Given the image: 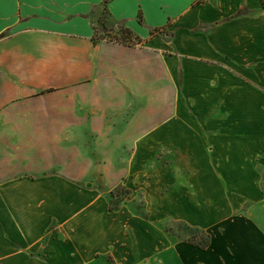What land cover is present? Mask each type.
<instances>
[{"label":"crops","instance_id":"0c3cea01","mask_svg":"<svg viewBox=\"0 0 264 264\" xmlns=\"http://www.w3.org/2000/svg\"><path fill=\"white\" fill-rule=\"evenodd\" d=\"M0 10V264L87 261L99 166L141 164L145 149L185 167L191 184L172 193H235L234 205L215 203L229 215L218 223L191 206L187 222L210 242L175 245L162 264H264V0H5ZM120 23L142 42L94 41Z\"/></svg>","mask_w":264,"mask_h":264},{"label":"rangeland","instance_id":"374dc122","mask_svg":"<svg viewBox=\"0 0 264 264\" xmlns=\"http://www.w3.org/2000/svg\"><path fill=\"white\" fill-rule=\"evenodd\" d=\"M124 26L117 25L115 33L109 36L123 38L121 30ZM112 153L119 156L118 161L130 158L132 154L135 157L132 161H138L137 150ZM140 156L141 164L99 166V180L91 182L97 189L99 207L97 217L92 220L97 237L88 239H95L97 246L90 251L87 261L76 264H162L159 255L169 253L175 245L205 247L209 244L210 230L187 222L191 206L207 207L209 213H201L200 221L218 223L229 216L220 215L218 200L222 198L226 206L234 205L235 193L205 196L202 193H172L177 186L191 184L187 181L185 167L172 164L175 159H171L169 150L145 149L140 151ZM81 184L86 188V182ZM217 185L224 189L227 186L219 182ZM57 226L58 223H53L45 243L52 239ZM108 234L113 237L111 244H107L111 241Z\"/></svg>","mask_w":264,"mask_h":264},{"label":"trees","instance_id":"16d2710c","mask_svg":"<svg viewBox=\"0 0 264 264\" xmlns=\"http://www.w3.org/2000/svg\"><path fill=\"white\" fill-rule=\"evenodd\" d=\"M109 0H106V3H108ZM122 24V23H120ZM124 25V24H123ZM97 33L95 34L94 36V41L95 42H99L101 40H104V39H107L109 41H113V42H116V43H121V44H125V45H128V46H136L138 44H140L142 42V39L135 36L133 31L131 29H129L128 27L124 26L122 28V36L123 38H120V37H111L109 36L110 34L112 33H115L116 29L115 28H106L105 26L100 28V29H97L96 30ZM105 34V35H99V34Z\"/></svg>","mask_w":264,"mask_h":264},{"label":"snow or ice","instance_id":"6c2138e0","mask_svg":"<svg viewBox=\"0 0 264 264\" xmlns=\"http://www.w3.org/2000/svg\"><path fill=\"white\" fill-rule=\"evenodd\" d=\"M4 2L5 0H0V6H2ZM0 15H2V10H0Z\"/></svg>","mask_w":264,"mask_h":264}]
</instances>
